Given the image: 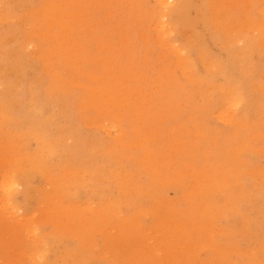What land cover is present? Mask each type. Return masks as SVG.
<instances>
[{"label": "rangeland", "instance_id": "374dc122", "mask_svg": "<svg viewBox=\"0 0 264 264\" xmlns=\"http://www.w3.org/2000/svg\"><path fill=\"white\" fill-rule=\"evenodd\" d=\"M0 13V264H264V0Z\"/></svg>", "mask_w": 264, "mask_h": 264}, {"label": "bare ground", "instance_id": "6f19581e", "mask_svg": "<svg viewBox=\"0 0 264 264\" xmlns=\"http://www.w3.org/2000/svg\"><path fill=\"white\" fill-rule=\"evenodd\" d=\"M168 0H162V2L163 3H166ZM4 2H6V1H4ZM10 4V3H9ZM166 5V4H165ZM158 6V5H157ZM181 5H179V7H180ZM5 7V6H4ZM7 7V6H6ZM13 7V6H12ZM181 9V8H180ZM7 10V9H6ZM182 11V10H181ZM231 12V11H230ZM55 14H56V11L54 10V9H49V11H47V15L49 16L48 17V20L50 21L51 19V21L50 22H55V21H59V25L60 26H62V28L61 29H63V26H65L66 24H69V22H71L72 21V17H68V16H66V14L65 13H61L62 14V16H59L58 17V15H56L55 16ZM214 14H215V16H216V19L218 18L217 16H218V14H219V9L218 10H215V12H214ZM0 15H1V13H0ZM22 17V16H21ZM258 17H259V15H258ZM65 19H68V20H65ZM30 20V19H29ZM29 22H31V21H29ZM49 22V23H50ZM158 22V21H157ZM14 23V22H13ZM9 25H11L10 23H9ZM8 25V26H9ZM7 26V25H6ZM6 26H4V27H6ZM21 28V27H20ZM212 29V28H211ZM4 30V29H3ZM17 30V29H16ZM217 30V29H216ZM10 31V30H9ZM212 31V30H211ZM16 32V31H15ZM3 33V32H2ZM7 33V32H6ZM213 33H216V32H213ZM41 35L42 36H46L47 35V32L46 31H42L41 32ZM215 35V34H214ZM213 35V36H214ZM260 35V34H259ZM254 36V35H253ZM16 37V36H15ZM19 37V36H18ZM258 37V36H257ZM22 39H23V37H22ZM33 40H34V38H32ZM59 39V38H58ZM63 39V38H62ZM200 39V38H199ZM213 38H211V40H212ZM196 41H198V38H197V40ZM253 41H255V39L253 40ZM60 42H61V46L57 49V52L56 51H51V55L54 53L55 54V56L57 55V53L58 52H62V51H64V53L65 54H68V52H69V49L68 48H70V44H69V39H67V38H65L63 41L62 40H60ZM8 43V42H7ZM11 43V42H10ZM196 44H197V42H196ZM202 44V43H201ZM201 44H200V46H201ZM203 44H204V42H203ZM22 45V44H21ZM207 45V44H206ZM233 45V44H232ZM254 45V44H253ZM199 46V45H198ZM249 46H251V45H249ZM248 46V47H249ZM257 46V45H256ZM256 46H255V48H256ZM196 47H197V45H196ZM204 47H205V45H204ZM261 47V46H260ZM2 48V47H1ZM0 48V49H1ZM3 48H4V46H3ZM191 48V47H190ZM234 48V47H233ZM251 48V47H250ZM253 48V47H252ZM254 48V49H255ZM9 49V48H8ZM7 49V50H8ZM16 49V48H15ZM22 49V48H21ZM210 49V48H209ZM247 49V48H246ZM4 50V49H3ZM2 50V51H3ZM18 50H20V49H18ZM205 50V49H204ZM206 50H208V49H206ZM211 50V49H210ZM210 50H209V52H210ZM230 50V49H229ZM5 52H8V51H5ZM22 52H24V51H21L20 52V54L22 53ZM203 52V51H202ZM207 52V51H206ZM212 52V51H211ZM250 52V51H249ZM1 53V52H0ZM208 53V52H207ZM230 53V52H229ZM18 54V53H17ZM227 54H228V52H227ZM236 54H237V52H236ZM251 54V53H250ZM16 56V55H15ZM215 56V55H214ZM237 56V55H236ZM9 57V56H8ZM24 57V56H23ZM210 57V56H209ZM234 57H235V55H234ZM233 57V58H234ZM7 59V58H6ZM215 59H217V58H215ZM235 59H238V58H235ZM242 59V58H241ZM3 60V59H2ZM18 60H21V59H18ZM220 60H222V59H220ZM234 60V59H233ZM13 61V60H12ZM16 62H17V60H16ZM16 62H14V63H16ZM19 62V61H18ZM245 62V61H244ZM11 63V62H10ZM21 63H22V61H21ZM246 63V62H245ZM249 63V62H248ZM4 63H2V65H3ZM6 64H7V62H6ZM17 64V63H16ZM222 64V63H221ZM241 65H244V64H241ZM223 66V65H222ZM225 66V65H224ZM245 66V65H244ZM19 67V66H18ZM23 67H25V66H23ZM37 67V66H36ZM196 67V66H195ZM234 67V66H233ZM22 68V67H21ZM20 68V69H21ZM203 68V67H202ZM254 68V67H253ZM219 69V68H218ZM253 71L255 70V69H252ZM3 71V70H2ZM221 71V70H220ZM226 71V70H225ZM216 72V71H215ZM255 72V71H254ZM2 73V72H1ZM8 73V72H7ZM17 73V72H16ZM15 74V73H14ZM37 74V73H36ZM208 74V73H207ZM254 74V73H253ZM240 75H242V74H240ZM7 76H9V75H7ZM12 76V75H11ZM30 76V75H29ZM33 76H34V74H33ZM47 76V75H46ZM245 76H247V75H245ZM244 76V77H245ZM225 77V76H224ZM231 77V76H230ZM252 77V76H251ZM254 77V76H253ZM257 77V76H256ZM2 78V77H1ZM168 78V77H167ZM213 78H215V77H213ZM217 78V77H216ZM250 78V77H249ZM3 79V78H2ZM29 79H30V77H29ZM32 79V78H31ZM232 79V78H231ZM236 79V78H235ZM256 79V78H255ZM5 80V79H4ZM43 81H44V79H42ZM245 80V79H244ZM259 80V79H258ZM3 81V80H2ZM1 81V82H2ZM228 81H230L229 79H228ZM239 81V80H238ZM254 81V80H253ZM4 82V81H3ZM20 82H21V80H20ZM34 82V81H33ZM35 82H38V81H35ZM47 82V81H46ZM246 82H248V81H246ZM23 83V82H22ZM21 83V84H22ZM27 83V82H26ZM49 83V82H48ZM225 83V82H224ZM238 83V82H237ZM3 84V83H2ZM5 84V83H4ZM24 84V83H23ZM232 84V83H231ZM239 84V83H238ZM193 85V84H192ZM25 86V85H24ZM167 86V85H166ZM171 86V85H170ZM197 86V85H196ZM217 86H219V85H217ZM235 86V85H234ZM242 86V85H241ZM247 86V85H246ZM168 87V86H167ZM238 86H236V88H237ZM243 87V86H242ZM242 87H241V89H242ZM34 88V87H33ZM170 88V87H169ZM8 89V88H7ZM164 89V88H163ZM214 89V88H213ZM251 88H249V90H250ZM6 90V89H5ZM246 90V89H245ZM25 91V90H24ZM37 91V90H36ZM35 91V92H36ZM3 92V91H2ZM28 92V91H27ZM38 92V91H37ZM165 92V91H164ZM216 92V91H215ZM219 92V91H218ZM241 92V91H240ZM239 92V93H240ZM3 93H5V92H3ZM47 93V92H46ZM258 93V92H257ZM262 93V92H261ZM28 94V93H27ZM183 94V93H182ZM235 94V93H234ZM255 94H256V91H255ZM8 95V94H7ZM62 95V94H61ZM163 95V94H162ZM241 95V94H240ZM258 95H259V93H258ZM262 95V94H261ZM4 96V95H3ZM37 96V95H36ZM35 96V97H36ZM39 96V95H38ZM43 96V95H42ZM57 96H58V94H57ZM60 96V95H59ZM218 96V95H217ZM1 97V96H0ZM19 97V96H18ZM28 97V96H27ZM242 97V96H241ZM261 97V96H260ZM7 98V97H6ZM55 98V97H54ZM57 98V97H56ZM215 98V97H214ZM217 98V97H216ZM220 98V97H219ZM243 98V97H242ZM248 98H249V96H248ZM252 98V97H251ZM2 99H3V97H2ZM19 99V98H18ZM34 99V98H33ZM36 99V98H35ZM72 99V98H71ZM162 99V98H161ZM255 100H256V97L254 98ZM21 100V99H20ZM43 100V99H42ZM55 100V99H54ZM206 100V99H205ZM210 100V99H209ZM215 100V99H214ZM245 101H246V99H244ZM69 101V100H68ZM192 101V100H191ZM242 101V100H241ZM253 101V100H252ZM38 102V101H37ZM211 103H213L212 101H210ZM215 102V101H214ZM222 102V101H221ZM237 102H238V100H236L235 98H232V100H231V104L232 105H236L237 104ZM255 101H253V103H254ZM262 102V101H261ZM21 103V102H20ZM69 103H71V100H70V102ZM256 103V102H255ZM23 104V103H22ZM21 104V105H22ZM207 104V103H206ZM205 104V105H206ZM246 104V103H245ZM67 105V104H66ZM209 105V104H208ZM250 105H252V104H250ZM249 105V106H250ZM253 105H255V104H253ZM212 106V105H211ZM220 106V105H219ZM256 106V105H255ZM68 107V106H67ZM66 107V108H67ZM63 108H65V107H63ZM69 108V107H68ZM255 108H257V107H255ZM214 109V108H213ZM67 110V109H66ZM206 110V109H205ZM257 110H258V108H257ZM13 111V110H12ZM211 113V112H210ZM239 113V112H238ZM22 114V113H21ZM60 116V115H59ZM69 117V116H68ZM59 118V117H58ZM57 118V119H58ZM23 119V118H22ZM24 120H26L25 119V117H24ZM27 121H28V119H27ZM33 121V120H32ZM57 121V120H56ZM70 121V120H69ZM21 123H22V121H20ZM30 122V121H29ZM20 123V124H21ZM24 123V122H23ZM56 123V122H55ZM25 124V123H24ZM228 124V123H227ZM246 125V124H245ZM23 126V125H22ZM43 126V125H42ZM232 127V126H231ZM23 128V127H22ZM42 128V127H41ZM237 128V127H236ZM41 130V129H40ZM51 131V130H50ZM63 131V130H62ZM240 132V131H239ZM48 133V132H47ZM54 133V132H53ZM56 133V132H55ZM58 133V132H57ZM64 133H65V131H64ZM73 134V133H72ZM48 135V134H47ZM51 135V134H50ZM240 135V134H239ZM72 136V135H71ZM237 139V138H236ZM249 142V141H248ZM250 143V142H249ZM234 144H235V142H234ZM62 146V145H61ZM74 152V151H73ZM59 155H61V154H59ZM74 155V154H73ZM102 155V154H101ZM101 155H100V157H101ZM103 155H105V154H103ZM102 155V156H103ZM111 156V155H110ZM109 156V157H110ZM253 156V155H252ZM251 156V157H252ZM65 157V156H64ZM71 157H73V156H71ZM70 157V158H71ZM97 157V156H96ZM62 158V157H61ZM80 158V157H79ZM101 158H103V157H101ZM66 159V158H65ZM96 160H97V158H95ZM50 160V159H49ZM64 160V159H63ZM73 160V159H72ZM105 160V159H104ZM51 161V160H50ZM70 161V160H69ZM88 161H90V160H88ZM88 161H85V162H88ZM73 162V161H72ZM84 162V161H83ZM107 162V161H106ZM63 163V162H62ZM98 163V162H97ZM252 163V162H251ZM254 163V162H253ZM86 164V163H85ZM81 165V164H80ZM138 165H136V167H137ZM248 166V165H247ZM250 166V165H249ZM147 168H148V172H150L151 173V176L153 177V179H155V180H161V178H160V173H159V170H160V167H154L151 163H149V165L147 166ZM54 170H56V168L54 169ZM53 170V171H54ZM67 173H68V171H67ZM248 176V175H247ZM263 176V175H262ZM264 177V176H263ZM66 178L68 179V181H70V182H72L73 181V179H70L69 178V176H66ZM245 178V177H244ZM130 177H126V178H123V180H122V184H124V187H121L120 189H119V192H121V193H125V192H130L129 191V189L127 188V186H129L130 187V185L129 184H132L131 186L133 187L134 185H133V183L130 181ZM246 179V178H245ZM252 179V178H251ZM256 180V179H255ZM108 183V182H107ZM207 183H208V179H207V177H205V178H203L202 179V181H201V184L199 183V181L197 180V176H195V180L193 181V183H192V185H190V188L189 189H191L192 191H190V192H193V195H190V196H193V198H195V199H197V197L198 196H200V194L202 193V190H204L206 187H207ZM251 183V182H250ZM254 183V182H253ZM150 185V184H149ZM252 185V184H251ZM243 187H244V185H242ZM15 187V183L14 182H11V183H8V185L7 186H5V188L7 189V190H11L12 188H14ZM201 187H202V190L200 191V189H201ZM249 187H251V186H249ZM127 188V189H126ZM36 189V188H35ZM113 189V188H112ZM231 189H233V188H231ZM104 191V190H103ZM111 191V190H110ZM105 192V191H104ZM219 193V192H218ZM107 194V193H106ZM220 195V194H219ZM38 196H39V194H38ZM134 198V197H133ZM221 199H222V196H221ZM218 201V200H217ZM219 201H220V199H219ZM119 206H118V201L117 202H114V201H110V202H108V204H106V206L105 207H102V210H100V208L98 209V210H95L96 212H100L102 215L103 214H105V213H108L109 211H113V210H115L116 208H118ZM100 213H98L99 214V217H102L101 215H100ZM252 213V212H251ZM98 236V235H97ZM96 236V237H97ZM82 240V239H81ZM50 242V241H49ZM54 242V241H53ZM59 243V242H58ZM85 244V243H84ZM250 245V244H249ZM53 249V248H52ZM87 251V250H86ZM92 252V251H91ZM241 258V257H240Z\"/></svg>", "mask_w": 264, "mask_h": 264}]
</instances>
